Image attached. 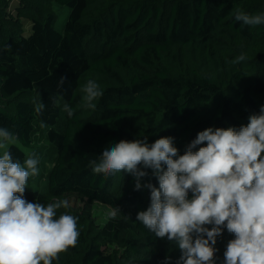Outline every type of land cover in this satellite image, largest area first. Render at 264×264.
<instances>
[{"label": "trees", "instance_id": "obj_1", "mask_svg": "<svg viewBox=\"0 0 264 264\" xmlns=\"http://www.w3.org/2000/svg\"><path fill=\"white\" fill-rule=\"evenodd\" d=\"M53 4L69 11L62 32ZM236 9L264 14V0H0V127L16 137L7 149L23 164L43 126L55 150L47 194L26 188L23 198L45 206L66 198L74 206L57 216L77 217L76 246L53 264H177L179 249L136 220L150 189L134 190L128 173L95 174L89 162L111 144L144 137H172L182 155L199 132L239 129L260 113L264 24L241 26ZM89 80L103 93L95 108L83 100ZM59 104L74 110L71 118L64 111L62 131ZM140 167L149 173L142 182L159 187ZM94 203L121 214L97 225ZM232 239L226 228L217 237L215 264H225Z\"/></svg>", "mask_w": 264, "mask_h": 264}, {"label": "clouds", "instance_id": "obj_2", "mask_svg": "<svg viewBox=\"0 0 264 264\" xmlns=\"http://www.w3.org/2000/svg\"><path fill=\"white\" fill-rule=\"evenodd\" d=\"M233 14L241 26L264 24V14L240 9ZM245 59L241 54L232 63ZM83 92L89 108L103 95L93 80ZM44 109L38 104L35 112L42 115ZM64 111L69 118L74 114L68 104ZM173 139L161 137L151 144L147 137L122 139L105 147L90 167L105 177L128 173L135 178L134 190L150 189V206L136 220L179 249L177 264H215L214 245L225 228L234 235L224 252L225 264H264V106L239 129L209 127L199 132L182 155ZM15 140L0 127V148L6 149L0 156V264H53L76 246L77 217L57 216L58 209L71 207L66 198L47 206L23 198L29 176L39 175V161L29 156L23 164L14 162L7 144ZM197 145L205 146L193 151ZM140 166L151 169L159 187L142 182L149 173ZM119 214L118 207L108 212L113 219Z\"/></svg>", "mask_w": 264, "mask_h": 264}, {"label": "rangeland", "instance_id": "obj_3", "mask_svg": "<svg viewBox=\"0 0 264 264\" xmlns=\"http://www.w3.org/2000/svg\"><path fill=\"white\" fill-rule=\"evenodd\" d=\"M54 12L57 16L55 30L58 32H62L64 22L68 16V9L64 7H60L58 5L53 4ZM59 109L61 112V116L55 125V129L58 131H62L64 129V110L63 105L59 104ZM48 128L39 126L33 136V143L35 146V151L30 153L29 156L38 159V169L39 175L37 176H29L27 189L33 190L40 194L46 195L47 194V186H48V174L54 165L55 160V150L54 148L48 143L46 138ZM8 145V144H7ZM6 149L0 148V156H2L3 152ZM71 207H73V203L70 202ZM80 203H76L75 207H81ZM110 208L98 203H94L92 207V217L97 225H103L110 217L108 216Z\"/></svg>", "mask_w": 264, "mask_h": 264}]
</instances>
